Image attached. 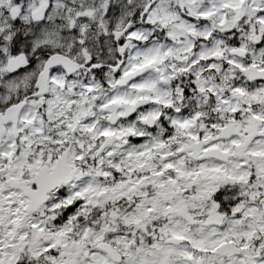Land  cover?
<instances>
[{"label":"snow or ice","instance_id":"1","mask_svg":"<svg viewBox=\"0 0 264 264\" xmlns=\"http://www.w3.org/2000/svg\"><path fill=\"white\" fill-rule=\"evenodd\" d=\"M0 264H264V0H0Z\"/></svg>","mask_w":264,"mask_h":264}]
</instances>
